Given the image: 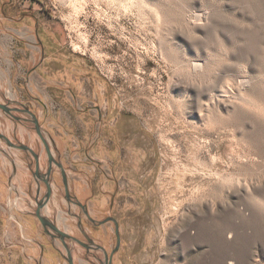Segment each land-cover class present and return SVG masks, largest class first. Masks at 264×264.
I'll return each instance as SVG.
<instances>
[{
  "label": "rangeland",
  "instance_id": "374dc122",
  "mask_svg": "<svg viewBox=\"0 0 264 264\" xmlns=\"http://www.w3.org/2000/svg\"><path fill=\"white\" fill-rule=\"evenodd\" d=\"M23 1L0 2V103H20L35 115L66 171L70 194L95 220L117 221L121 245L114 264H264V145L252 140L231 111L225 113L222 98L218 111L206 97L207 89L226 79L236 86L245 75L239 66L247 55L260 59L264 5L180 0L194 13L210 16L197 40L177 42L186 59L206 55L207 48L218 54L221 34L244 40L234 60L212 64L216 70L197 96L185 91L182 66L151 47L159 36L135 12L113 5L109 12L104 3L90 0ZM83 2L75 13L74 3ZM30 12L39 16L25 38L21 23ZM260 61L264 79V57ZM37 67L44 76L33 73ZM48 72L58 74L56 83L46 82ZM246 74L255 73L246 69ZM0 133L32 148L45 167L33 125L16 123L0 111ZM25 158L0 141V264H30L27 248L34 244L24 229L42 232L26 217L34 210L35 183ZM11 162L16 172L9 183ZM190 169L199 172L191 175ZM207 170L239 177V188L228 193L220 180L202 176ZM51 183L44 213L79 238L57 171ZM87 229L107 249L114 244L111 224L102 227L105 236L101 229ZM43 241L45 254L52 250L60 264H67L44 236ZM72 248L74 264H87L81 248Z\"/></svg>",
  "mask_w": 264,
  "mask_h": 264
},
{
  "label": "bare ground",
  "instance_id": "6f19581e",
  "mask_svg": "<svg viewBox=\"0 0 264 264\" xmlns=\"http://www.w3.org/2000/svg\"><path fill=\"white\" fill-rule=\"evenodd\" d=\"M60 1L63 3L73 2V0ZM90 1L97 5H100V3H104L106 6V10L109 12L112 5L119 8L122 7L125 10L129 9L130 11L135 12L136 16L139 19L151 24L159 36L157 46L151 45V47L153 49L156 48L162 58L174 61L182 66L183 72L187 77V81L185 82L186 84L184 83L186 85L185 91H188V93H193L197 96L203 93L204 84L207 81H210L211 73L216 70V68L212 67V64L217 65L218 67L220 66L221 62H225L226 60H234L237 57L236 53H240L241 51V43L244 42L243 39H233V36L227 37L221 34L222 36L220 38L218 36L216 39L218 54L212 55V53H210V50H207V48L206 55L197 54V59L192 61L184 57L186 53L183 54V56L178 53V51L176 50L177 42L190 45L193 40H197L198 34L203 33V30L208 28L210 16L208 15L209 13H206V11H202L201 13H194L191 10L190 4L184 3L182 5L180 0ZM242 1V4H244L245 6H249L250 4H252L251 2H253L255 6L260 8L262 7V5H264V0ZM76 5L77 4L74 3L73 6L75 9V13L76 11L81 10L84 2L77 6ZM231 20L232 19H230V21ZM235 22L237 21L235 20ZM214 28L216 29V27ZM182 30H185L186 34H184ZM217 35L218 34H216V36ZM83 40L85 41V39ZM79 48L80 47L77 44H73L74 50H78ZM196 50H198L197 53H205V51H202L201 48H196ZM258 52H260V59L262 60V57H264V50L261 49V51L258 50ZM260 59L256 55H247L246 60H244L245 62L239 66V69H241L245 75L236 82V86H233V84L226 79V81L221 83L217 87V89H207L206 97L209 100L213 101V103L211 102L212 104L215 105L217 103L216 108L218 111H220L219 103L220 99L222 98L224 100L223 102L225 103L222 106L225 113L231 111L240 125L245 128L248 133L254 135V139L252 140L256 144L263 143L264 145V79L260 76L262 71L261 69L263 68V63L260 61ZM246 69H251V71L255 74H246ZM206 117L207 123H211L210 125L212 126L213 118L211 114H207ZM198 172L199 170L197 169H190L189 171L187 170V173L191 175H196L198 174ZM202 176L214 177L217 180H220L223 186L227 187L228 193L232 187L239 188L241 182V179L237 176L229 175L227 177H224L218 172H212L211 170L205 171L204 175Z\"/></svg>",
  "mask_w": 264,
  "mask_h": 264
},
{
  "label": "flooded vegetation",
  "instance_id": "af4514ba",
  "mask_svg": "<svg viewBox=\"0 0 264 264\" xmlns=\"http://www.w3.org/2000/svg\"><path fill=\"white\" fill-rule=\"evenodd\" d=\"M1 104V103H0ZM6 107V110L3 111L0 109L2 113H4L7 117L11 118L16 123L20 124H31L33 125V129L35 131L36 137L43 145V152L45 155V167H41V158L42 156L39 155L37 152H35L32 148H30L28 145L20 143L19 141L15 140V142L10 141L5 135H3L12 145L17 146L19 144H22L32 150V153L29 151H24L18 148H14L11 146H8L6 142L2 139V141L7 148L9 149H15L23 152L25 154L26 158L25 161L27 162L28 171L30 172L31 177L33 178V181L35 183V193L33 195V202H35L34 210L33 212H29L26 217L33 220V226L36 225V228L41 229L43 232L44 237L48 239L49 244L51 247H53L58 254L62 257V259H67V254L65 250V245L70 249L71 257H72V251L73 245H77L82 250V258L83 261L87 264H114V257L119 252V247L121 245V242L119 240V244L116 243V230L118 231V224L117 221L111 217H107L104 220H95L91 217L89 209L86 204H83L79 202L75 197H73L70 194V187L67 180L66 171L63 168L62 164L60 163V158L55 156L52 153V150L50 148V145L48 141L43 136V133H37L35 130V126L33 124V119L30 114L29 109L25 105L22 104H11L8 102L2 103ZM35 116V115H34ZM37 120V119H36ZM39 124V123H38ZM40 128V126H39ZM41 131V130H40ZM2 153L6 155V152L1 150ZM55 171L59 173L61 184L63 188V197L68 202V205L71 204L75 205L78 208V211L71 212V208L68 206V214L72 215L75 219V227L79 233V238H76L80 241V244L75 242H69L68 240H64L62 242L61 240L56 238V235L52 234L49 228H47V231L49 233L46 234L44 228L42 227L41 223L37 219L36 211L39 208V213L41 216L48 219V222L56 227H58L56 220L49 215H46L44 213V208L47 207V205L50 203L52 198V178H54ZM16 172V168L14 165V162H11V172L8 178L9 183L11 182V176ZM47 199V201H46ZM77 203L79 205H77ZM105 221L104 223H101ZM106 224L112 225L113 235L115 242L114 244L109 247L108 249L102 245L101 243H98L94 240L93 236L90 234L89 228H93V230H99L101 229L100 233L102 236H105V233L102 230V227H105ZM59 228V227H58ZM60 229V228H59ZM62 230V229H60ZM64 231V230H62ZM119 232V231H118ZM57 244H60V247H57ZM42 248V246H41ZM65 251V255L62 253L61 250ZM72 262L74 264V260L72 257ZM68 264V263H67Z\"/></svg>",
  "mask_w": 264,
  "mask_h": 264
},
{
  "label": "crops",
  "instance_id": "0c3cea01",
  "mask_svg": "<svg viewBox=\"0 0 264 264\" xmlns=\"http://www.w3.org/2000/svg\"><path fill=\"white\" fill-rule=\"evenodd\" d=\"M2 0H0L1 2ZM28 0L23 1V4H27ZM30 10H32L33 8L30 7ZM30 17L24 18L23 20V24L26 28H25V38L26 36H28V32H29V27L30 25H33V21L38 19L39 15L33 14L30 12ZM27 32V33H26ZM46 58H43V62ZM43 62L41 63V65H43ZM41 67V66H40ZM37 67L35 70H33L34 74L40 75L41 73L43 74V76L45 75V72L41 71V68ZM47 74V79L46 82L47 83H56V80H58V74H55L53 72H48ZM13 83V82H12ZM26 234L29 233L30 235L27 236V240L29 243L34 244L31 245V247L28 244V250H30V252L28 253L29 255V261L30 264H60V261L57 257H53L51 253H53L52 250L48 252H45L43 250H41V246H43V244H45V241H43V232L39 233L38 231L34 230L33 227L28 226L26 229H24ZM32 234V235H31ZM49 244V242H48ZM57 245V243H56ZM33 246V247H32ZM51 246V245H50ZM58 247V246H57ZM32 248V249H31ZM53 248V247H52ZM38 250L39 253H38ZM85 263V262H84Z\"/></svg>",
  "mask_w": 264,
  "mask_h": 264
},
{
  "label": "water",
  "instance_id": "95a60500",
  "mask_svg": "<svg viewBox=\"0 0 264 264\" xmlns=\"http://www.w3.org/2000/svg\"><path fill=\"white\" fill-rule=\"evenodd\" d=\"M0 109L5 111L6 110V107L2 104H0ZM32 119H33V124L35 126V130L37 133H41L40 131V128H39V124H38V121L36 120V117L33 115V114H30ZM0 139L4 140L6 142V144L8 146H11V147H14V148H18V149H21V150H24V151H29L30 153H32V150L22 144H19L17 146H14L12 145L2 134H0ZM47 201V199H46ZM77 205H79L77 203ZM37 219L39 220V222L41 223L42 227L44 228L45 230V233L49 235L48 231H47V228L50 229V231L52 232V234L56 235V238L61 240L62 242H64V240H68L70 243L71 242H75V243H78L80 244V241L77 240L76 238L72 237L71 235L67 234L65 231H62L60 230L58 227L50 224L48 222V219H46L45 217L41 216L40 213H39V208L38 210L36 211V215ZM105 221L101 222V223H104ZM119 235H118V231L116 230V243L119 244ZM65 250H66V254H67V259H66V262L68 264H73L72 262V257H71V253H70V249L65 245Z\"/></svg>",
  "mask_w": 264,
  "mask_h": 264
}]
</instances>
